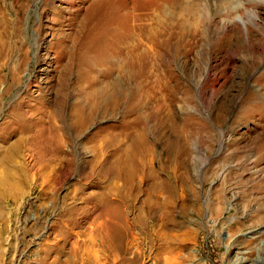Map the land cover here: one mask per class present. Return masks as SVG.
Instances as JSON below:
<instances>
[{
	"label": "rangeland",
	"instance_id": "rangeland-1",
	"mask_svg": "<svg viewBox=\"0 0 264 264\" xmlns=\"http://www.w3.org/2000/svg\"><path fill=\"white\" fill-rule=\"evenodd\" d=\"M98 1L0 0V264H264V0Z\"/></svg>",
	"mask_w": 264,
	"mask_h": 264
},
{
	"label": "bare ground",
	"instance_id": "bare-ground-1",
	"mask_svg": "<svg viewBox=\"0 0 264 264\" xmlns=\"http://www.w3.org/2000/svg\"><path fill=\"white\" fill-rule=\"evenodd\" d=\"M114 1L115 0H99L98 2H97V4H95L96 5V11L97 12H95V14H91V16L88 18L89 20H90V22L88 21V27L86 28V30H88V28H89V26L90 27H93V26H96V28L99 26V25H101L100 23H102V24H106L107 26H106V28H108V29H106V30H108L110 33H111V31L112 30H119L120 29V27L122 26V19L124 18V16H127V12L125 11V9H120V6H119V8L117 9V7L115 6V4H114ZM167 1V0H166ZM169 3L171 4V6H172V8H174V9H176V10H179L178 11V13H181V12H183V14L184 15H182L181 17H183V18H181L180 20H179V18L180 17H178V20H177V24H178V27H179V29H180V31L182 32V31H184V32H186L187 31V29L189 28L190 29V26L192 25L193 27H195L196 25H194V24H191V25H189V22H188V20H187V16H190L191 14H192V10L189 8V7H187V8H182L181 7V5H180V0H170L169 1ZM119 4V3H118ZM165 7V6H164ZM114 13H113V12ZM120 11H123V16L120 14L121 12ZM126 13H125V12ZM111 12H112V14H111ZM120 12V13H119ZM161 12V11H160ZM167 12H169V11H167ZM164 13V12H163ZM163 13H162V15H163ZM110 14H111V16H110ZM117 14H119L118 15V19L116 18V16H117ZM153 14V13H152ZM171 14V13H170ZM158 15V14H157ZM165 16V15H164ZM169 16V15H168ZM130 17V16H129ZM152 18V17H151ZM172 18V17H171ZM171 18H168V19H171ZM189 19V18H188ZM151 20V19H150ZM156 20H157V18H156ZM101 21H103V22H101ZM152 21V20H151ZM154 22V21H153ZM171 22V21H170ZM176 24V23H175ZM174 25V24H173ZM100 27V26H99ZM192 27V28H193ZM143 29V28H142ZM95 29H93L92 31H90V32H93ZM177 30V29H176ZM104 31V30H103ZM108 31H107V33H108ZM139 31H141V29L139 30ZM90 32H88V33H90ZM106 32V31H105ZM104 32V33H105ZM117 33H118V31H116ZM120 32H122V34H120L119 36L118 35H116V36H118L117 37V43H118V49H117V51L115 52V54H113V60H115L114 61V63H116L115 64V68H116V70L115 71H118L119 70V68H120V66H121V64H122V69H120V78L122 79H125V80H127V75H126V73H127V71H128V69H129V67L127 66V65H130L129 63H127V59H128V55H129V53H127V52H125L126 51V48H129V46H130V41H131V39L133 38V40H136L135 41V45L132 47V49H133V51H138L139 52V50H140V48H141V46H142V43L140 42V39H139V37H141L142 36V38L144 37L143 36V34H138V33H136L137 35H135V34H133V35H128L127 34V32H126V30H125V28L124 27H121V31ZM104 33H102L103 35H104ZM109 33V34H110ZM101 34V35H102ZM108 34V35H109ZM119 34V33H118ZM111 35V34H110ZM109 35V36H110ZM150 35H151V33H150ZM106 35H104V37H105ZM115 36V35H114ZM108 38V37H107ZM103 39V38H102ZM115 39H116V37H115ZM152 39V38H151ZM190 39V38H189ZM101 40V39H100ZM107 41V40H106ZM105 42V41H104ZM110 42V41H109ZM114 42V41H113ZM111 43H112V41H111ZM116 43V44H117ZM106 44V46H108L107 45V43H105ZM115 43H114V45H116ZM82 45H84V44H82ZM127 46V47H126ZM112 47V46H111ZM126 47V48H125ZM106 48V47H105ZM114 48V47H113ZM109 49V48H108ZM116 49V48H115ZM125 49V50H124ZM130 49V48H129ZM107 51V50H106ZM111 51V50H110ZM132 51V52H133ZM113 52V51H112ZM108 53V52H107ZM134 53V52H133ZM109 54V53H108ZM112 54V53H111ZM106 55V54H105ZM131 55V54H130ZM111 56V55H110ZM138 56V55H137ZM105 58H106V56H104ZM110 59V58H109ZM106 60V59H105ZM130 60V59H129ZM107 61V60H106ZM110 62V61H109ZM111 64V63H110ZM111 66V65H110ZM110 70H111V68H110ZM112 77V76H111ZM126 77V78H125ZM135 78V77H134ZM120 79V80H121ZM137 81H138V85L141 83H139V81H140V78L138 77V79H137ZM124 83V82H123ZM136 83V82H135ZM130 84V83H129ZM137 84V83H136ZM142 84V83H141ZM121 85V84H120ZM127 86H129V85H127ZM117 88V87H116ZM108 89H109V86H108ZM120 89V88H119ZM116 91V90H115ZM124 91H125V89H124V86H122V88H121V91L119 92V93H121V94H124ZM118 94V93H117ZM113 97V96H112ZM115 97V96H114ZM118 99V98H117ZM127 99V98H126ZM119 100V99H118ZM116 101V100H115ZM124 102V101H123ZM117 103V102H116ZM124 105V104H123ZM263 109H261V110H259V111H257V115L259 116V118L262 120V121H264V110L262 111ZM254 116V115H253ZM248 117H251V115L249 114V116ZM118 146H117V151H116V153L117 154H119V156H120V160L121 161H126V159H124V155H122L123 154V144H124V139H121V140H118ZM250 145L251 146H253V148H254V152H255V154H259V156H262L263 154H264V133L263 134H258V135H256L254 138H252L251 139V141H250ZM264 159V158H263ZM120 161V162H121ZM123 165H124V163H123ZM126 165V164H125ZM105 170V171H104ZM103 171H104V173H103V171H102V173L103 174H106V176H111L112 178H114V179H119V180H123V182H122V187L121 186H118V187H116L115 186V190L117 191V196L119 197V200H117L116 202H118V203H115L116 205H115V207H116V209H117V212H118V217H120V218H122V212H120L119 213V211H122V210H120V208H121V206L122 205H124V203H125V200H126V193L125 192H127V186H129V185H127L126 183H125V181H124V177L126 176V174H123V171H124V168H122V167H117L116 165H114V164H111L108 168H107V166H106V169H104ZM110 177V178H111ZM143 180V179H142ZM116 181V180H115ZM114 181V182H115ZM127 182V181H126ZM158 182V181H157ZM129 183V182H128ZM159 183V182H158ZM163 183V182H162ZM118 184V183H117ZM157 185H154V186H152V190H155V189H163V188H159L158 186L156 187ZM161 186V185H160ZM130 188V187H129ZM172 188V187H171ZM140 189V188H139ZM145 190H147V189H145ZM173 190V189H172ZM149 192V191H148ZM139 193H140V191H139ZM160 195H161V193H160ZM129 196V195H128ZM149 196V195H148ZM151 196V195H150ZM131 197V196H130ZM153 197V196H152ZM162 197V196H161ZM148 198H150V197H148ZM157 198V197H156ZM164 198V197H163ZM166 200H168V199H166ZM166 200H164V201H166ZM126 201H128V200H126ZM145 201V203H146V200H144ZM150 201H151V199H150ZM162 202H163V200H162ZM126 204H127V202H126ZM172 204V203H171ZM149 205V204H148ZM148 207V206H147ZM162 207H163V205H162ZM110 209V208H109ZM108 209V210H109ZM115 209V210H116ZM113 210V209H112ZM150 210V209H149ZM165 210V209H164ZM110 211V210H109ZM108 212V211H107ZM112 212V211H111ZM165 212V211H164ZM116 213V212H115ZM151 213V212H150ZM168 213V212H167ZM105 216V215H104ZM107 216V215H106ZM109 216V215H108ZM114 217V216H113ZM163 217V216H162Z\"/></svg>",
	"mask_w": 264,
	"mask_h": 264
}]
</instances>
